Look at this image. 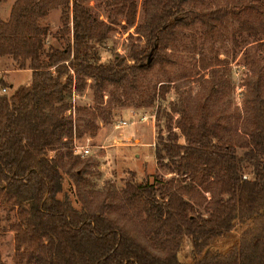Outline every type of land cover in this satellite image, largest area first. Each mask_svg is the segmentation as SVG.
Listing matches in <instances>:
<instances>
[{"label": "trees", "instance_id": "trees-1", "mask_svg": "<svg viewBox=\"0 0 264 264\" xmlns=\"http://www.w3.org/2000/svg\"><path fill=\"white\" fill-rule=\"evenodd\" d=\"M89 1L16 0L9 19L0 16V58L32 72L19 85L8 80L9 71L0 74V232L8 221L13 264H189L181 258L187 238L191 264H264L261 66L246 82L243 136H233L211 111L208 93L194 112L173 104L176 125L171 114L167 135L159 134L155 143L157 166L169 176L138 181L129 171L119 189L111 183L94 188V162L73 146L79 136L73 90H82L86 78L94 82L96 99L113 86L122 95L116 103H126L140 78L172 60L169 48L179 28L199 22L210 34L233 9L199 6L196 0H143L144 22L136 26L138 41L129 55L102 61L100 46L116 21L112 13L133 26L139 4L107 0L111 14L101 20ZM53 9L62 11V37H70L46 49L50 28L42 22ZM169 90L160 87L162 99ZM99 128L94 123L91 135ZM248 169L252 178L245 175ZM67 180L73 194L64 189ZM237 220L246 223L239 244L216 248L214 240L231 232Z\"/></svg>", "mask_w": 264, "mask_h": 264}, {"label": "rangeland", "instance_id": "rangeland-1", "mask_svg": "<svg viewBox=\"0 0 264 264\" xmlns=\"http://www.w3.org/2000/svg\"><path fill=\"white\" fill-rule=\"evenodd\" d=\"M137 1L139 8L136 25L128 26L122 18L112 13V18L116 21L113 23V30L100 46L102 61H108L116 54L128 56L131 45L137 43L136 26L144 22L143 0ZM8 2L9 0L5 3ZM107 2L90 0L88 3L97 18L108 20L111 9ZM196 2L199 6L223 5L233 10L223 17L210 34L203 31L199 22L179 28L169 48L172 60L164 65H155L140 78L138 88L129 98L123 99L126 103H116L117 95L120 97L122 95L113 86L104 91L103 99H96L92 79L86 78L82 90L76 88L73 90L72 104L75 109L72 108L71 114L75 129L79 133L73 141V146L77 143L76 153H80L79 146H88L90 149V153L84 154V157L94 162L90 172L92 187L103 188L111 183L119 189L123 185V180L131 177L129 171H135L138 181L147 178L152 181L155 174L170 175L157 166L155 143L159 134L167 135V123L171 114L172 126L176 125L178 113L172 111L174 103L180 107H188L194 112L197 101L208 93L211 111L226 122L233 136H243L246 82L256 66H261L264 72V0H196ZM42 23L50 28L45 39L46 49L49 46L60 47L65 39L70 37L69 34L62 37L61 9L51 10ZM129 62L132 60L129 59ZM4 71H9L8 80L15 84L26 76V73L20 72L21 70L14 69L13 60L9 57L0 58V74ZM78 84H81V81H78ZM163 84L170 88L166 99H162L160 95V87ZM137 109L138 115L134 116L135 113L132 111ZM100 113H104V119L98 117ZM140 116H147V119L138 121ZM119 118L134 120L135 123H129L113 131ZM94 123L100 124L95 136L91 135ZM176 131L180 133L178 128ZM130 135H133L131 140L126 141ZM126 142L132 151L130 149H127L129 152L125 151ZM142 142H152L154 148L147 144V147H143ZM180 142H185L183 136L180 137ZM138 151L141 155L136 158L133 155ZM245 175L252 178L251 169H248ZM64 189L73 194L68 180L64 184ZM8 224V221H4V230L0 232V259L7 264H13L14 233ZM245 227L246 223L237 220L231 232L214 240V246L227 251L238 245ZM192 248V241L187 238L181 258L189 264L193 263Z\"/></svg>", "mask_w": 264, "mask_h": 264}, {"label": "crops", "instance_id": "crops-1", "mask_svg": "<svg viewBox=\"0 0 264 264\" xmlns=\"http://www.w3.org/2000/svg\"><path fill=\"white\" fill-rule=\"evenodd\" d=\"M8 1V0H7ZM7 1H5V2H7ZM15 1L16 0H9V2H8V4H6L5 2H1L0 3V16L2 17V19L3 20H8L9 19V17H10V15H11V10H12V6H13V4L15 3ZM5 4V6H3ZM20 72H22L23 74H25L26 73V76L22 79V80H20L21 82H18V83H14L13 81H11V83L12 84H14V85H19V84H22V83H28L29 81H30V79H31V77H32V72L30 71V70H21ZM138 111H139V109H137V110H133L132 111V113H135L136 115H138ZM131 113V114H132ZM152 125H153V129H155V124H154V122H152ZM115 129H117V128H115V126H114V128H113V131H115ZM112 131V130H111ZM113 131H112V133H113ZM132 136L133 135H130V136H127V138L125 139L126 141H128V140H131L130 138H132ZM97 137V136H96ZM124 139V138H123ZM137 139V138H136ZM140 139V138H139ZM117 140V138H115V141ZM140 140H142V139H140ZM123 143V142H122ZM128 142H126V143H124V147H126L125 148V151H128L129 152V150H127V149H130V151H132V148L131 147H128V146H130V145H126ZM142 145H143V147H147V145H149V147H153L154 148V144L152 143V142H150V143H141ZM147 144V145H146ZM139 146H141V145H139ZM123 149V148H122ZM139 155H141V153L138 151V152H135L134 153V155L133 156H135L136 158H138V156Z\"/></svg>", "mask_w": 264, "mask_h": 264}, {"label": "built area", "instance_id": "built-area-1", "mask_svg": "<svg viewBox=\"0 0 264 264\" xmlns=\"http://www.w3.org/2000/svg\"><path fill=\"white\" fill-rule=\"evenodd\" d=\"M2 92H6V89H3ZM134 116H136V114H134ZM147 119V116H140V118L138 119V121H145ZM129 123H135L134 120H126L124 118H119L118 121L115 124V128L119 129V128H123L124 126H127ZM78 149H80V153L82 155L84 154H88L90 153V149L88 146H82V147H78Z\"/></svg>", "mask_w": 264, "mask_h": 264}]
</instances>
